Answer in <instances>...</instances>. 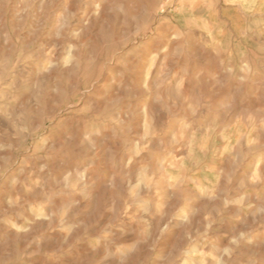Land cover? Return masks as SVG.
Instances as JSON below:
<instances>
[{
	"label": "rangeland",
	"instance_id": "1",
	"mask_svg": "<svg viewBox=\"0 0 264 264\" xmlns=\"http://www.w3.org/2000/svg\"><path fill=\"white\" fill-rule=\"evenodd\" d=\"M0 264H264V0H0Z\"/></svg>",
	"mask_w": 264,
	"mask_h": 264
},
{
	"label": "bare ground",
	"instance_id": "2",
	"mask_svg": "<svg viewBox=\"0 0 264 264\" xmlns=\"http://www.w3.org/2000/svg\"><path fill=\"white\" fill-rule=\"evenodd\" d=\"M44 78H45V79H48V78H49V76L45 75V76H44Z\"/></svg>",
	"mask_w": 264,
	"mask_h": 264
}]
</instances>
